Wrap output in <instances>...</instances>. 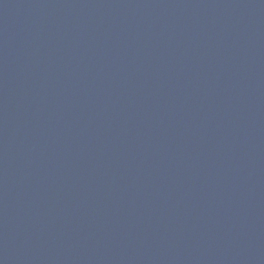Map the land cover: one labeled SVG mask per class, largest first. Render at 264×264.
Returning a JSON list of instances; mask_svg holds the SVG:
<instances>
[{
    "label": "water",
    "instance_id": "obj_1",
    "mask_svg": "<svg viewBox=\"0 0 264 264\" xmlns=\"http://www.w3.org/2000/svg\"><path fill=\"white\" fill-rule=\"evenodd\" d=\"M0 264H264V0H0Z\"/></svg>",
    "mask_w": 264,
    "mask_h": 264
}]
</instances>
